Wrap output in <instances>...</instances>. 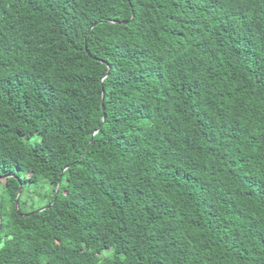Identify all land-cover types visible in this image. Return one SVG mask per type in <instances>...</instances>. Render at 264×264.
<instances>
[{"label":"trees","instance_id":"16d2710c","mask_svg":"<svg viewBox=\"0 0 264 264\" xmlns=\"http://www.w3.org/2000/svg\"><path fill=\"white\" fill-rule=\"evenodd\" d=\"M4 176L0 264H264V0H0Z\"/></svg>","mask_w":264,"mask_h":264},{"label":"water","instance_id":"95a60500","mask_svg":"<svg viewBox=\"0 0 264 264\" xmlns=\"http://www.w3.org/2000/svg\"><path fill=\"white\" fill-rule=\"evenodd\" d=\"M7 177H9V176L0 177V182H1L2 180H4L5 178H7ZM58 189H59V188L57 187L56 196H57V194H58ZM21 191H22V187L20 188L19 193H18V197H17V207H19V197H20ZM43 209H44V208H43ZM40 211H42V209H41V210H38L37 212H40ZM29 215H31V214H29ZM0 226H1V218H0Z\"/></svg>","mask_w":264,"mask_h":264}]
</instances>
